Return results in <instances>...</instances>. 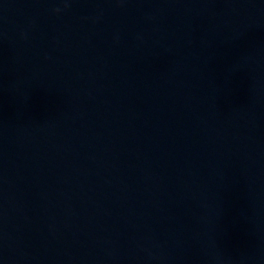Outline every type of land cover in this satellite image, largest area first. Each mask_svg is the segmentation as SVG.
Wrapping results in <instances>:
<instances>
[{
	"label": "water",
	"instance_id": "obj_1",
	"mask_svg": "<svg viewBox=\"0 0 264 264\" xmlns=\"http://www.w3.org/2000/svg\"><path fill=\"white\" fill-rule=\"evenodd\" d=\"M0 264H264V0H0Z\"/></svg>",
	"mask_w": 264,
	"mask_h": 264
}]
</instances>
